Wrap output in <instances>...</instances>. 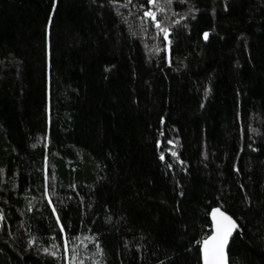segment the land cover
Here are the masks:
<instances>
[{
	"label": "trees",
	"instance_id": "16d2710c",
	"mask_svg": "<svg viewBox=\"0 0 264 264\" xmlns=\"http://www.w3.org/2000/svg\"><path fill=\"white\" fill-rule=\"evenodd\" d=\"M125 2L0 0V264H264V0Z\"/></svg>",
	"mask_w": 264,
	"mask_h": 264
},
{
	"label": "snow or ice",
	"instance_id": "6c2138e0",
	"mask_svg": "<svg viewBox=\"0 0 264 264\" xmlns=\"http://www.w3.org/2000/svg\"><path fill=\"white\" fill-rule=\"evenodd\" d=\"M110 4H113L114 6L118 3V0H108ZM133 0H126L125 3H123L121 6L124 8H127L130 4H132ZM179 3L184 4L187 3V0H179ZM164 4L167 5L169 8L173 4V0H164ZM145 5H152L153 8H146ZM141 9H143V15L141 19H150L155 27L159 30L160 33L163 34V39L168 41V45H165L164 49H161L159 46H157L154 49V52L158 53L162 50H167L168 46L171 44V41L168 40L170 29L167 27H163L162 23L157 19V13H165L166 7L164 5H161L159 3V0H144V3L140 4L139 6ZM56 10V0H53V6H52V13L55 14ZM191 11V9L189 10ZM173 15H179V13H173ZM182 19L185 17H181ZM178 23V21H177ZM48 26H51V18L48 20ZM203 38L205 41L209 38V33L205 32L203 33ZM211 89H206L205 95L207 96V93ZM163 134V133H161ZM168 144H174L173 140H168ZM35 147V145H33ZM169 152L172 157H175L181 165L184 164L183 160L179 159V156L177 152L169 149ZM161 161L165 160L164 152L160 153L159 156ZM168 168L172 167V164L169 163L167 165ZM238 171V169H237ZM183 195V193H181ZM49 204H51V199H49ZM57 209L55 207L52 208V213H56ZM211 216H212V222L214 225V231L209 237H205L203 240H197L196 243L200 245V251L202 252V260L203 264H229L228 255H227V248L229 245L230 238L233 237L234 231L239 230V226L236 223V221L233 219L231 215H228L226 212L221 211L219 207L213 208L211 210ZM4 216L0 214V220H3ZM56 221L59 223L60 217L59 215L56 216ZM68 228L71 229V224H68ZM60 232L64 233V226H60ZM68 239L69 237L67 234H65L62 237L63 241V247L67 249L68 247ZM53 240H55V237H53ZM54 248L60 247V244H53ZM97 248L100 250L101 253H103V249L100 248L99 245H97ZM45 252H48V249H44ZM51 255L53 257L57 256L56 252H52ZM82 264V262H81ZM99 264V262H98Z\"/></svg>",
	"mask_w": 264,
	"mask_h": 264
},
{
	"label": "water",
	"instance_id": "95a60500",
	"mask_svg": "<svg viewBox=\"0 0 264 264\" xmlns=\"http://www.w3.org/2000/svg\"><path fill=\"white\" fill-rule=\"evenodd\" d=\"M168 50H169V48H168ZM221 211H223L222 209H220ZM210 221H211V224H212V233H213V231H214V225H213V222H212V216H211V214H210ZM211 233V234H212ZM211 236V235H210ZM234 236H235V231H234V233H233V237L232 238H230V241H229V245H228V248H227V255H228V251H229V248H230V246H231V242H232V240H233V238H234ZM201 256H202V252H201ZM228 260H229V257H228ZM202 264H203V260H202Z\"/></svg>",
	"mask_w": 264,
	"mask_h": 264
},
{
	"label": "bare ground",
	"instance_id": "6f19581e",
	"mask_svg": "<svg viewBox=\"0 0 264 264\" xmlns=\"http://www.w3.org/2000/svg\"><path fill=\"white\" fill-rule=\"evenodd\" d=\"M1 221L3 222V220H1ZM2 222H1L0 230H1V228H2Z\"/></svg>",
	"mask_w": 264,
	"mask_h": 264
},
{
	"label": "rangeland",
	"instance_id": "374dc122",
	"mask_svg": "<svg viewBox=\"0 0 264 264\" xmlns=\"http://www.w3.org/2000/svg\"><path fill=\"white\" fill-rule=\"evenodd\" d=\"M1 222H2V221L0 220V226H1Z\"/></svg>",
	"mask_w": 264,
	"mask_h": 264
}]
</instances>
